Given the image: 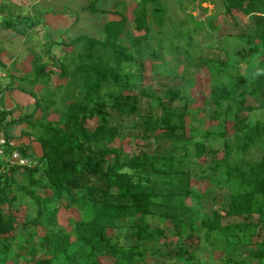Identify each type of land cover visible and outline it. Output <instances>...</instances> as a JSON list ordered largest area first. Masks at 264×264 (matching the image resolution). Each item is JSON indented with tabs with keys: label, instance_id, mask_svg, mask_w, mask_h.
<instances>
[{
	"label": "trees",
	"instance_id": "obj_1",
	"mask_svg": "<svg viewBox=\"0 0 264 264\" xmlns=\"http://www.w3.org/2000/svg\"><path fill=\"white\" fill-rule=\"evenodd\" d=\"M96 1L89 12L119 18L106 20L102 39L82 35L61 43L71 50L59 62L50 55L53 44L47 47L64 84L50 83L53 67L35 53L31 74L15 78L3 67L9 82L0 83V135L9 142L8 129L26 125L16 150L30 166L7 165L0 172V264L20 258L24 264H145L147 256L194 264L198 251L220 252L225 264H264V0H221V10L204 19L214 31L219 16L235 26L233 12L248 18V26L230 36L236 46L224 50L225 60L199 56L190 42L164 50V37L152 47L153 31L161 35L167 26L168 41L188 37L166 22L161 0L134 3L133 27L143 32L137 37L128 31L124 0L110 10L93 9ZM162 50L175 55L186 83L197 70L208 72L209 95L201 107H192L186 84H144V61L159 59ZM254 58L258 64L251 67ZM37 85L41 95L32 90ZM14 93L33 100L34 114L13 116L16 107L8 109L4 96ZM50 113L58 119L48 120ZM200 113L217 122L216 131L201 127ZM125 140L139 142L141 150L126 153ZM219 143L221 158L211 148ZM197 172L208 182L203 192L191 186ZM219 180L228 194H215ZM40 189L49 195L42 197ZM18 193L34 203L35 215L25 216L16 235ZM61 201L79 215L72 233L57 221ZM38 227L44 231L39 239Z\"/></svg>",
	"mask_w": 264,
	"mask_h": 264
},
{
	"label": "rangeland",
	"instance_id": "obj_2",
	"mask_svg": "<svg viewBox=\"0 0 264 264\" xmlns=\"http://www.w3.org/2000/svg\"><path fill=\"white\" fill-rule=\"evenodd\" d=\"M125 1V12L128 17V31L132 36L137 37L143 35V32H136L133 27L130 10L135 6L137 0H124ZM165 9L167 10L166 22H174L175 33H187L186 36L179 38L180 43L177 40L168 41L166 38L170 36V28H165L163 33L160 35L153 31L150 45L155 47L157 41L164 37L163 47L164 50H168L171 46L178 44L179 49L182 50L181 45L186 42L191 43L192 51L198 53L199 56L217 57L225 60L224 50L232 51L236 42L230 36L237 35L241 28L248 26L249 20L246 16L238 12H233V17L237 21L235 26L233 22H229L228 18L220 16L214 22L216 28L214 31L209 30L206 24L203 22L205 18L212 14L219 12L222 8L221 0H182L181 3L178 0H161ZM91 4V0H0V83L7 84L9 79L7 77L8 72L11 73L15 78L19 75L31 74V60L33 53L37 56H41V61H48V69H52L51 62L47 57L46 50L50 44H53L50 48V55L53 54L55 61H60L64 54L70 52V48H66L61 43H69L72 39L78 36H89L95 39H102L103 37V24L106 20H118V16L109 15L105 16L101 13H94L88 11L87 7ZM119 4L118 0H97L93 3L92 8L95 10H110L114 5ZM119 7L123 5L119 4ZM120 9V8H118ZM121 10V9H120ZM202 22L203 25H200ZM6 23L10 24L11 27L6 26ZM39 23L38 25H33ZM33 25L32 28L30 26ZM199 25V27H198ZM17 31H23L17 33ZM125 42V40H124ZM220 44H223L220 46ZM143 43L138 47H142ZM226 48V49H224ZM168 51H161L162 56L159 59H146L144 61V75L145 85L152 83H160L171 86L188 87L185 92L190 94L195 99V105L193 108L201 107L203 101H205L209 95V75L205 69H199L195 72L193 80L186 83V79H182L181 73L183 67L176 64L174 56ZM259 60V59H258ZM257 58H254L250 62L251 67H255L258 64ZM58 65V64H57ZM8 68V72H5L3 67ZM20 73V74H19ZM60 70L58 66L53 67V75L50 76L51 84L57 86L64 84L65 80L59 77ZM25 75V76H26ZM155 76V77H154ZM154 77V79L152 78ZM25 89L31 87L26 85ZM32 90L37 94L41 95L43 90L40 86L32 87ZM7 101V108L16 107L13 116L23 117L28 113L34 114L33 100L20 93H14L12 98L7 95L4 96ZM8 99L11 101L8 103ZM5 102V101H4ZM5 105V103H4ZM39 113L35 116L39 117ZM202 119L201 127L204 129L212 128L217 130V122L210 121L207 118V113L198 115ZM260 117V115H259ZM262 117V115H261ZM257 118V117H256ZM58 116L50 113L48 120L56 121ZM230 123L226 124L227 132H231ZM26 130V125L14 126L8 129V135L15 144V147L21 146L23 139L21 138V131ZM231 134V133H230ZM33 145V143H31ZM119 142H114L115 146H118ZM34 146V151L40 156V150L37 145ZM211 148H217V158L222 156V145L219 143ZM141 150V145L137 143H129L128 140L124 141V151L128 154H136ZM30 161V160H29ZM206 158H202L199 162L203 163ZM2 168L0 172L8 170L7 164L4 160L0 159ZM198 176H194L191 181L192 188L203 192L208 182L205 178H201L199 172L196 173ZM204 176V175H203ZM15 179L22 180V172L15 171ZM215 194L226 195L228 194V187L224 181L219 180L215 183ZM39 195L48 196L49 192L40 189ZM19 197V206L17 211L12 213L17 216L19 223L17 224L16 235L21 232V224L25 216L33 217L35 215L34 203L25 195L20 193L17 194ZM65 201H61L55 204L57 208V221L60 226L72 233L71 222L79 220V215L74 209H67L65 207ZM37 239L44 236V231L41 228H36ZM110 233V232H109ZM73 240V239H72ZM174 241V238H168L167 243ZM190 241H188L189 243ZM17 241L13 242L15 247ZM124 245V242H121ZM196 259L194 264H225L221 261L222 253L208 251H198L195 253ZM241 260L242 257H237ZM7 264H13L9 261ZM17 264H24V261L20 258L17 260ZM101 264H112L111 260L103 259ZM145 264H175V261H163L159 259H152L149 256L145 259Z\"/></svg>",
	"mask_w": 264,
	"mask_h": 264
},
{
	"label": "built area",
	"instance_id": "obj_3",
	"mask_svg": "<svg viewBox=\"0 0 264 264\" xmlns=\"http://www.w3.org/2000/svg\"><path fill=\"white\" fill-rule=\"evenodd\" d=\"M5 150L9 152L8 155H5ZM1 158L8 166H16L19 168L30 166V161L20 155L18 150H16L15 144H13L11 140L7 142L2 135H0V159Z\"/></svg>",
	"mask_w": 264,
	"mask_h": 264
}]
</instances>
